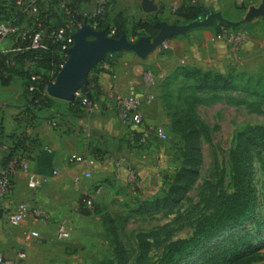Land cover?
I'll use <instances>...</instances> for the list:
<instances>
[{
	"label": "rangeland",
	"instance_id": "obj_1",
	"mask_svg": "<svg viewBox=\"0 0 264 264\" xmlns=\"http://www.w3.org/2000/svg\"><path fill=\"white\" fill-rule=\"evenodd\" d=\"M74 1L79 11L92 15L97 14L101 0H38L37 5L40 11L61 4L64 22L74 29L66 6ZM102 6L109 24L125 20L130 40L139 38L130 33L141 20L155 22L139 33L154 36L158 32L155 23L161 17L145 19L140 0H107ZM225 16L240 19L236 13ZM34 17L26 14L21 25L34 28ZM257 19L239 26L246 35L240 48L228 43L237 57L182 66L199 68L200 76H188L180 67L155 82L160 62L135 57L144 66L142 78L151 90L139 96L143 121L129 127L132 141L108 165L115 172V164L121 161L136 170L137 179L127 183L115 178L114 172L100 179L91 173L87 190L78 194L77 210L65 217L69 237L64 250L50 264H157L169 242L189 237L198 222L214 211L220 197L232 192L230 154L238 137L247 126H264V20ZM251 34L263 38L257 46L246 47ZM206 72L209 81L203 78ZM158 127L165 129V139L156 135ZM192 129L199 132L193 137L197 151L186 155L185 134ZM248 146L257 198L253 216L218 231L177 264H264V149L252 143ZM83 195L88 196L84 198L88 215L79 210ZM247 236L249 242L234 251Z\"/></svg>",
	"mask_w": 264,
	"mask_h": 264
},
{
	"label": "crops",
	"instance_id": "obj_2",
	"mask_svg": "<svg viewBox=\"0 0 264 264\" xmlns=\"http://www.w3.org/2000/svg\"><path fill=\"white\" fill-rule=\"evenodd\" d=\"M262 1L140 0V6L146 12L145 19L158 14L160 21L168 23L182 21L176 10L183 4L195 3L203 8L200 18L206 12L215 11L227 19L225 14L236 13L240 19L232 21H239L251 6H259ZM61 6L51 4L46 9L54 8L61 15ZM261 18L264 20V17ZM256 20L259 19L251 22ZM215 25L171 37L150 53L148 60L158 61L161 65L157 63L155 82L182 66H200L205 59L224 62L237 57L228 42L217 38ZM261 38L251 34L246 47L249 44L257 46ZM15 46L12 38H6L1 42L0 49L5 53H16L13 50ZM136 56L133 51H118L112 56L113 65L104 62L99 66L94 73L98 89L93 97L89 92L93 102L91 107L86 106L82 114L66 112V105L63 104L61 109H52L55 111L53 117H47L51 111L37 119L27 117L22 112V76L19 73L11 75L7 85L0 81V171L9 160L13 148L21 142V147L15 151L25 157L29 173H36L42 178L36 187H29V173L17 171L13 175L11 192L0 201V254L10 264H50L55 261V256L64 250L66 240L57 237L58 225L77 210L78 194L88 188V179L76 183L74 177L84 172H91L99 179L113 175V168L110 169L108 164L126 150V145L132 141L130 126L134 127L118 117L115 98L119 94L142 97L151 90L143 81L144 66L135 59ZM13 64L16 70H25L31 62L17 59ZM7 75L5 72V77ZM53 120L57 123L55 126L51 124ZM76 157H82L85 161H76ZM18 203H26L30 210L40 208L49 217L44 220L29 216L15 223L8 218V214ZM32 232H38L39 237L31 235Z\"/></svg>",
	"mask_w": 264,
	"mask_h": 264
},
{
	"label": "trees",
	"instance_id": "obj_3",
	"mask_svg": "<svg viewBox=\"0 0 264 264\" xmlns=\"http://www.w3.org/2000/svg\"><path fill=\"white\" fill-rule=\"evenodd\" d=\"M66 6L71 13L74 29H79L83 24H88L91 27L103 29L108 35L112 34L114 37H120L123 31H127L124 19H119L113 26L109 24L105 18V14L102 12L92 15L84 14L79 11L80 8L75 1L68 3ZM202 13L203 8L198 3L183 4L176 10L177 16L186 22L199 19ZM3 14L6 16V19L15 16L17 18L16 23L21 24L22 17L27 13L21 11L16 5V0H0V15ZM34 19V29L43 31L45 48L25 49L23 51H17L16 53H5L0 51V81L7 85L9 84L11 75L19 73L22 76L24 97L22 112L26 114L27 117L37 119L42 114H46L49 111H51V113L47 117H53L55 111L52 109H61L63 104L66 105V112L82 114L86 109L82 96H76V98L70 102H63L51 97L47 92V88L54 82L65 60L64 51L62 50L63 41H56L54 32L60 27H65L67 34H71L74 29L70 28L64 22L63 17L55 12L53 8L40 10L39 14L35 15ZM154 22L155 20H141L136 22L131 29L130 36L140 37L144 35L139 33L140 30L152 28L151 24ZM177 22L180 21L178 20ZM221 27L233 28L228 23L218 22V24L215 25L216 34L220 32ZM114 53L109 54L105 60L91 70L89 74L88 90L92 97L98 89V83L94 78V73L104 62H108L110 66L113 65L111 59ZM17 59L31 62L30 67L25 70H16L13 61ZM181 70L188 76L202 74L200 69L196 67H182ZM5 72L8 73L7 77H5ZM203 78L209 81L211 76L206 72L203 74ZM244 90L247 91L249 89L245 88ZM255 93L260 94L261 92L257 91ZM200 126L204 128L201 123ZM198 133L197 130L192 129L189 133L185 134L187 142L186 155L194 154V152L197 151L193 137L194 135L198 136ZM250 143L264 149V126H247L238 137V143L230 154L231 179L233 185L232 192L226 196L220 197L214 211L205 215L198 222L189 237H182L169 242L164 247L157 264H177L187 258L199 245L218 231L245 223L253 216L257 206V198L252 186V172L248 150V144ZM19 147H21V142L16 144L11 155L15 152V149ZM197 159V164H199L200 155L197 156ZM183 171L181 176L186 172V169ZM181 176L180 180H182ZM84 198H88V196H82L79 202V210L83 214L88 215L90 211L85 207ZM249 240L250 236H247L246 240L236 245L234 251L242 248Z\"/></svg>",
	"mask_w": 264,
	"mask_h": 264
},
{
	"label": "built area",
	"instance_id": "obj_4",
	"mask_svg": "<svg viewBox=\"0 0 264 264\" xmlns=\"http://www.w3.org/2000/svg\"><path fill=\"white\" fill-rule=\"evenodd\" d=\"M195 2V0H191ZM236 2L242 3L244 0H235ZM38 0H16V5L21 9L22 12L31 13L34 15L39 14V9L37 5ZM107 3V0L100 1V7L97 9L96 13H101L104 9L102 4ZM17 18L15 16L8 19L0 20V44L6 38H12L16 42V46L13 48L14 51H23L25 49H40L45 48L44 45V34L43 31H37L34 28L29 29L21 24L16 23ZM78 29H74L75 32ZM72 34H67L65 27H60L54 32V38L56 41L62 40V50L64 51L65 60L68 57V49L73 45L74 39ZM112 35V34H110ZM218 39L224 40L234 47L240 48L243 41L245 40V32L241 28H225L221 27L220 32L216 34ZM1 51V49H0ZM63 66V65H62ZM76 96L83 97V103L87 107H91L92 100L89 95L88 87L81 89L77 92ZM115 108L118 117L126 124L133 126H139L143 121L142 116V101L139 96L135 94H119L115 98ZM51 124L55 126L56 121H52ZM155 133L161 139H165L167 133L162 127L155 129ZM76 161L84 162L85 159L82 157H76ZM23 170L29 173L26 166L25 157L19 152L15 151L6 162L3 169L0 171V201L8 193L11 192L13 188V175L19 171ZM115 176L117 179H123L124 182L134 183L137 179V172L131 166H124L121 161H118L114 167ZM91 172H84L83 175H76L74 181L80 183L82 179L91 177ZM42 178L36 173H29L28 185L29 187H36ZM101 188V185L98 186ZM32 216L34 219H44L46 220L49 216L48 214L40 208L30 210L26 203H18L14 210L8 214V218L19 223ZM33 236L39 237L38 232L30 233ZM57 237L60 239H67L69 237V232L66 229V222L63 221L57 231ZM0 264H10L4 257L0 254Z\"/></svg>",
	"mask_w": 264,
	"mask_h": 264
},
{
	"label": "water",
	"instance_id": "obj_5",
	"mask_svg": "<svg viewBox=\"0 0 264 264\" xmlns=\"http://www.w3.org/2000/svg\"><path fill=\"white\" fill-rule=\"evenodd\" d=\"M259 17H264V0L259 6H251L239 21L229 20L219 12L210 11L197 20L183 24L158 21L155 23L158 28L156 35H142L136 40H130L126 31L120 37H114L103 29L83 24L73 32L74 43L68 49V57L47 92L55 99L73 101L79 90L88 87L91 70L111 53L133 51L144 59L169 38L184 35L192 29L214 26L217 22H225L236 28Z\"/></svg>",
	"mask_w": 264,
	"mask_h": 264
}]
</instances>
